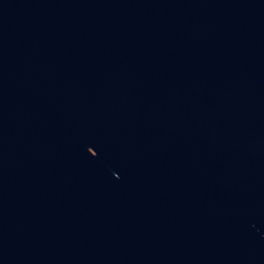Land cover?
<instances>
[{
    "label": "water",
    "instance_id": "water-1",
    "mask_svg": "<svg viewBox=\"0 0 264 264\" xmlns=\"http://www.w3.org/2000/svg\"><path fill=\"white\" fill-rule=\"evenodd\" d=\"M0 264H264V0H0Z\"/></svg>",
    "mask_w": 264,
    "mask_h": 264
}]
</instances>
